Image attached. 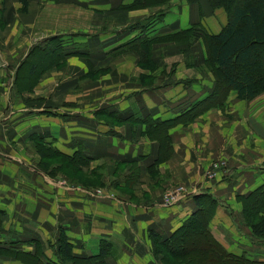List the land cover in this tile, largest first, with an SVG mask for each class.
<instances>
[{"label":"crops","instance_id":"crops-1","mask_svg":"<svg viewBox=\"0 0 264 264\" xmlns=\"http://www.w3.org/2000/svg\"><path fill=\"white\" fill-rule=\"evenodd\" d=\"M202 3L205 5V0H183L175 10L173 19L167 14L164 23L166 30L160 31V34L164 36L186 30L187 37L178 41L180 45L175 43L173 48L162 44L153 49L152 58L161 53L164 57H170L168 61L173 59L175 63H172L171 69L158 71L156 82L140 81L139 72L136 79L133 78L130 74L136 66L133 53L122 52L123 54L114 56L112 47L109 50L108 45L99 46V51H87L89 58L86 55H71L62 68L50 69L40 84L44 86L53 83L52 91L50 95H45V100L50 105L59 102L61 111L54 115H41L34 112L35 109L29 111L23 102L24 108H19L14 78L17 68L35 44V25L43 9L54 6L55 9L63 10L69 6L75 10L89 9L94 13L92 24L99 26L100 32L91 29V35L85 36L88 39L83 36L73 38L77 44L83 43L91 48L95 42L109 43L116 40L115 34L126 28L125 25L129 22L145 18L148 15L145 14L147 9H130L121 19L116 18L115 0H0V210L13 218L12 222L15 223L12 229L16 236L12 239V245L14 249L19 248L22 253H26V259L33 261L34 252V247L29 242L31 237L25 236L32 233L34 228L29 204L38 199H31L29 192L24 189L9 193L7 181L13 176H7L6 170L18 169L20 165L34 171H37L35 168H40L27 160V155L20 154V145L28 146L30 134L38 133L46 143L67 155H72L83 147L91 155L93 164L106 161L111 166H124V176L113 183H117L114 185L116 187L124 188L115 202L134 206L139 211L138 218H143L142 213L149 218L147 224L140 222L142 228L137 229L130 225L124 211L119 214L117 208L102 211L98 216H92V213L83 215L82 210H76L75 219L72 220L73 227L66 229L68 236L71 233L75 235L73 246L76 256L86 259L93 257L98 253L95 251L96 243H101V237H108L111 240L98 248L99 251L105 249V256L101 257L102 263L161 264L149 256L147 229L152 227L169 234L198 209L194 198L178 200L170 207L160 206L162 185L185 183L199 191V195L203 196L205 193L212 198L214 208L206 229L214 240L228 254L264 264V240L252 234L250 222L244 212L247 197L257 188L264 189V94L245 101L238 99L236 92L231 91L223 108H210L202 112L186 128L179 122L170 126L167 133L171 148L167 151L163 149L160 162L159 143L146 134L147 120H170L176 117L170 112L171 102H187V99L191 101L200 97L194 88L183 93L182 84L189 83L179 80H198L202 83V92L206 91L207 86L210 87L208 72L194 68L196 65L193 62L190 67L188 63L185 65L179 49L186 45L189 34L193 37L195 32L192 33V28L201 27L204 21L201 16ZM48 13L53 15L56 12ZM220 30L221 28L215 29L214 33ZM138 31L119 40H128ZM71 32L74 31L52 28L50 34L44 37ZM90 64L93 68L106 65L107 71L99 79L90 76L83 80H72L73 75L81 77L82 73L86 75L87 72L94 71ZM67 73L70 78L60 80ZM20 110L24 112L20 113ZM30 143L34 146L31 141ZM220 156L228 161V174L222 179L206 181L203 179L204 169L211 160ZM132 169L136 170L137 175L130 182L129 170ZM152 173L155 175L153 180ZM150 182L155 183L153 196L143 201L151 199L150 203L155 206L146 209L137 205L141 201H133H138L140 196L147 194L143 189ZM17 183L18 177L15 184ZM138 186L140 190L137 192ZM42 211L44 210H41L44 217ZM47 212L50 213L49 209ZM47 230L50 231V228ZM144 245L147 248L143 255ZM0 264L32 263L0 255Z\"/></svg>","mask_w":264,"mask_h":264},{"label":"rangeland","instance_id":"rangeland-1","mask_svg":"<svg viewBox=\"0 0 264 264\" xmlns=\"http://www.w3.org/2000/svg\"><path fill=\"white\" fill-rule=\"evenodd\" d=\"M116 6V18H123L124 13L130 11V8L126 7V5H131L134 3H137L141 0H115ZM183 0H166L163 3H151L149 5H139L136 9H147L145 14H148L145 18L137 19L135 21H132L131 23H144L145 26H142V29L138 32L144 33V35L141 36H147L150 39L154 38H162L165 37L166 39H173V40H165V41H155L151 44V47L149 48V52L147 55H144V57L140 59V55L138 50L136 49H125L123 51H119V49H116L117 46L121 44L128 43L131 41L128 40H119L120 38L125 36H129L131 33L136 32V29H131L130 22L128 25H125L126 28H123L122 30H116L115 39L113 41H109V43L106 42H95L91 46H84L83 43L77 44L74 37L83 36L85 39V36H90L91 32L96 29L97 32H100V27L92 24L93 22V15L89 9L83 8L82 10H75L74 7H67L65 9H55L54 6L49 7L47 6L44 11L41 12L39 19L35 25L34 30V39L36 38L35 44L36 49L32 51L31 58L26 60L25 65L23 66V69L20 74V81H30L29 78L32 79L30 82L34 81V77L38 73L37 80L34 84V87L32 90L21 91L18 92V99H19V108H24L21 102L25 104V106H28L27 109L31 111L32 109L34 112L41 114V115H50L51 112L58 113L61 111V108L59 107L60 103L56 102L55 104L50 105L47 103V100H45V95H50L49 93L52 91L53 83L51 85H44L42 86L40 83L45 78L46 74L50 72V69H60L63 66L66 65L67 59H65V62L62 64H59V60H55V54L59 51L56 50L55 47V40L50 39L54 36H58L55 34L50 35L49 37L45 38L44 36L47 34H50V31L52 28L55 29H63L65 28L67 31H74L71 33L61 34L58 36L60 39L56 45L60 46L63 50H83V52H87L90 49L99 51L101 50L99 46H106L108 45L109 50H112L114 52V56L120 55L123 53H133L135 57V67L132 69L131 75H133V78L136 79V74L138 73V79L140 81H147V83L156 82L157 80V72L162 69H171L173 59L171 61H168V58L170 57H164L159 53L157 57H151L153 54V49H157L159 47H156L157 45L162 46V44H168L169 46H173L175 43L180 45L178 42L179 40L185 39L187 36H181L182 38L175 40L177 37L173 32L167 33L166 35L160 34V31H164V23L165 18L169 15L171 19H173L174 15H176L175 10H177L178 5ZM227 2L232 5L234 2L233 0H227ZM229 5V6H230ZM201 16L204 18V21L201 24V29L204 31L205 35L202 33V35L196 33L195 36L191 37L189 34L188 40L185 42L186 45L180 47L181 56L184 60V64H189L193 62L194 68H201V70H204L205 72H208V76H210V87H206V91L202 92L201 84L198 82V80L192 81V78H182L183 80H179L181 82L188 81L189 85L182 84V92L185 93L186 91L192 90L194 88L196 92H198L199 98H194L193 100H201L210 98L211 104L220 103L218 99L222 95V87L220 86L219 82L217 81V78L214 74L211 64L208 63V49H207V41L205 36H208L209 34H215V29H220L224 27L227 24L228 21V12L227 10L222 7H212L208 4V2L205 0V5L202 3L201 5ZM56 12L53 15H50L48 12ZM101 14V12H99ZM168 14V15H167ZM143 20V21H142ZM207 20V21H205ZM138 23V24H140ZM131 29V30H127ZM144 29V30H143ZM197 30V29H196ZM78 31V32H77ZM140 33H136L138 37ZM218 33V32H217ZM135 34V35H136ZM139 38V37H138ZM38 39V40H37ZM49 43V44H48ZM82 44V45H80ZM97 44V45H96ZM98 46V47H97ZM112 47V49H111ZM53 48V49H52ZM173 48V47H172ZM31 49V48H30ZM51 51H49V50ZM30 51V50H29ZM43 51V52H42ZM122 53V54H123ZM113 60V59H112ZM114 61V60H113ZM176 61V60H175ZM51 66L47 68L46 70L40 71V69L43 66L49 65ZM53 64H57L53 65ZM64 64V65H63ZM105 64H107V61H105ZM175 64V63H173ZM21 65V64H20ZM19 65V67H20ZM63 65V66H62ZM18 67V68H19ZM90 67L94 71H89L86 73H82L81 77H76L73 75L71 76L72 80L73 78L76 79H87L90 76L96 79H99L101 75H104V73L107 71L106 65L103 67L93 68V65L90 64ZM18 68L16 72L18 71ZM110 68V67H109ZM30 70H33L34 72H30ZM236 73V72H235ZM258 79L261 80L262 77H264V68L258 69L254 72ZM202 75V74H201ZM70 75L67 73L66 75H62V79H65L66 77H69ZM262 76V77H261ZM203 77V75H202ZM205 79V78H203ZM202 79V80H203ZM57 80V79H56ZM55 80V81H56ZM59 80V81H60ZM201 80V79H200ZM86 81V80H85ZM160 81V80H159ZM157 81V82H159ZM81 82L80 80L78 81ZM23 85V84H22ZM27 85V84H26ZM21 86V84H20ZM195 86H198V88H195ZM22 88V86H21ZM119 90L122 89V87H117ZM235 91V90H231ZM225 97L228 99L229 94ZM214 92V94H212ZM202 93H204L202 95ZM53 94V92H52ZM264 94L263 92L257 93L255 96L251 98H245L242 100L249 101L255 99L258 95ZM238 99H240L238 96H236ZM53 100V99H52ZM187 102L179 101V102H171V114L176 117H180V114L186 110L187 107H192V101L190 99H187ZM241 100V99H240ZM224 100H222L223 102ZM226 100L219 106H212V108H223L225 106ZM22 105V106H21ZM24 111L20 110V113ZM176 112V114H175ZM169 113V112H168ZM202 114V113H201ZM199 114V115H201ZM199 115L190 121L184 123L180 122L179 124L186 128L188 125H190L192 122H194ZM175 117V118H176ZM146 135V134H145ZM31 136V134H30ZM29 136V145L28 146H21L20 145V154L21 155H27V160L34 163L35 165H38L40 168H35L37 171H34L33 169H27L25 167H20L18 169L14 170H6L7 176H13L10 178L7 182L9 185L8 192H19L20 190L24 189L25 191L29 192L30 198H36L38 199L35 202H30L29 204V212L32 215V222H33V232L25 235L29 237H33V239H30L29 242L32 243L34 247V253L35 257L37 256V242H39V246L42 250L41 253L38 254L39 259L42 261L47 260L46 264H72L70 261H64L65 258L60 259L58 255V246L59 242L62 240L63 234L66 235V238L72 245V253H74V246H73V240H75V235L73 233L68 236L66 229H71L74 225L73 219H75L76 216V210H82L83 212L81 214H90L92 213V216H98L102 213V211H107L108 209H118V213L121 214V212L124 211V213L127 215V219L130 222V225L136 226L137 229L142 228V225L140 222H145L147 224V221L149 218L146 217L145 213H142L143 218H138V212L134 209V206H127L118 204L115 202L118 196H121V194L124 192L123 187H116L113 184L117 180H121L124 176L123 170L124 166H111L106 161H101L96 164L92 163V160L85 166V169L79 168L77 163L75 162H67L65 158H62L60 156L54 157V153L49 151L50 145L45 144L44 150H46L47 155L43 156L42 154L38 153V149L35 146H31L30 141L33 142L32 139H30ZM147 136H149L147 134ZM150 137V136H149ZM130 138V137H129ZM38 139V138H36ZM29 148V151L27 152V149ZM32 150V151H31ZM41 150V149H40ZM33 152V153H32ZM129 174L128 180L132 182L136 178V170L132 171ZM128 172V173H129ZM229 172V165L228 161L220 156L210 161L208 166L203 171V179L206 181H212V180H218L225 177ZM14 173L13 175H11ZM154 174L152 173V180L154 179ZM16 177L19 179V183H16ZM108 179H110L108 181ZM4 187H6V181L3 182ZM113 184V186H111ZM158 184V183H157ZM155 188V183L150 182L149 186L145 189H143L144 192H147L145 196H137L139 197L138 201L133 202H140L137 205H142V207L149 209L150 207L155 206L154 204L150 203V200L143 201L145 199L151 198L153 196V191ZM163 191L161 194V201H159L160 206L163 207H170L174 202H177L181 199H188V198H199V191L193 188V186H188L185 183H173V185L169 186L166 184L165 186L162 185ZM140 190V186L137 187V192ZM4 192V190L2 191ZM31 192H33L31 194ZM130 192L129 190L127 191ZM133 193V191H132ZM201 194V193H200ZM39 197V198H38ZM134 199V198H131ZM198 207V206H197ZM47 209H49L50 213L47 212ZM7 210L10 211V208L7 206ZM41 210H44V217H42ZM198 210V209H197ZM196 210V211H197ZM194 211L187 220L194 215L196 212ZM145 212V211H144ZM80 216V214L78 213ZM150 216V215H149ZM44 218V224H42V219ZM91 218V217H89ZM110 219V217H108ZM12 217L9 215V213L4 212L2 215H0V245H7L6 249L12 250L14 249L12 245V239L16 236L14 234L12 226L15 222H12ZM113 218L111 219V221ZM186 220V221H187ZM185 221V222H186ZM86 223V220H84ZM92 222L94 223V218H92ZM183 222L182 225L185 223ZM198 224V222H196ZM87 224V223H86ZM47 228H50V231L47 230ZM150 230L154 233L160 235L164 234L159 231H157L154 228L147 229V240H148V250H149V256L153 259V261H156V263L160 262L161 264H171L169 263V258H167V262L164 259V254L166 252L163 251L162 246H158L154 242V236H150ZM198 229L196 226L194 228H190L189 230H184L183 232V249L186 251L184 258H180V260L176 264H207L208 261H211L213 257H208V254H205V257H202L200 254L197 257H191L192 254H194V250H192L191 243H194L199 245L200 247L205 246V242L202 239V236L198 233ZM22 235V233H19ZM120 236V235H116ZM101 243H96L95 245V251H99V246H105V243L107 244L108 240H111L108 237H101ZM99 239V240H100ZM190 240V241H189ZM75 245V244H74ZM208 245V244H207ZM57 246V248H55ZM209 246V245H208ZM146 245L143 246V255L146 251ZM182 248V246H181ZM50 250V251H48ZM105 250V249H103ZM48 251V252H47ZM94 251V253H95ZM97 253V254H98ZM148 253V251L146 252ZM12 254V253H11ZM95 254L93 257L97 256ZM76 255V254H75ZM190 255V256H189ZM6 256V258H10L9 255H2ZM199 259V260H198ZM201 259V260H200ZM64 261V262H63ZM164 262V263H163ZM102 262L100 260L97 261H91V262H83V264H101ZM104 264V263H103Z\"/></svg>","mask_w":264,"mask_h":264},{"label":"trees","instance_id":"trees-1","mask_svg":"<svg viewBox=\"0 0 264 264\" xmlns=\"http://www.w3.org/2000/svg\"><path fill=\"white\" fill-rule=\"evenodd\" d=\"M166 0H141L137 3L126 5V7L133 9L139 5H149L151 3H163ZM195 0H188V2H194ZM209 5L212 7H224L228 12V21L227 24L221 28V30L216 34H209L205 36L208 49V65L211 64V71L214 72L217 81L222 87V95L218 99L220 103L226 100V96L231 90H235L237 96L240 99L251 98L255 96L257 93L264 91V77L262 79H258L256 75H254L255 71L258 69L264 68V0H233L234 2L230 5L227 0H206ZM230 5V6H229ZM143 21V20H142ZM140 23V22H138ZM131 23V29H142V26H145L144 23ZM127 29V30H131ZM197 29V30H196ZM144 30V29H143ZM186 30H182L175 33L177 37L175 40L182 38L181 36H187ZM194 36L196 33L205 35L204 31L199 26H194L192 28V33ZM140 33V32H139ZM144 33L139 34V38L134 35L128 43L121 44L116 47L119 51H123L125 49H136L139 52L140 59L144 55H147L149 52V48L151 44L155 41H165L167 40L165 37L162 38H154L153 40L148 38L147 36H141ZM55 40L56 50H59L56 54L55 60H59V64L65 62V59L71 55H86L89 58L87 52H83V50H63L60 46L56 45L60 40L58 36H54L50 39ZM173 40V39H168ZM49 44V43H48ZM36 49V45L31 47L28 55L21 62L18 71L16 72L14 78V84L18 90L21 91H29L32 90L34 84L37 80L38 73L34 77V81L30 82L32 79L27 81H20V74L23 69V66L26 63L27 59L31 58V53ZM53 49V48H52ZM49 50V49H48ZM51 51V50H49ZM43 52V51H42ZM114 53V52H113ZM58 66L57 64H53ZM64 65V64H63ZM62 65V66H63ZM51 64L43 66L40 71L46 70L49 68ZM60 67V66H58ZM34 72L30 70L29 74ZM236 72V73H235ZM22 88H21V86ZM23 84V85H22ZM27 84V85H26ZM214 94V92L212 93ZM211 99H201L192 101V107H187L184 112L180 114V117H176L170 120H147L146 125V134L150 136L151 139L156 140L158 145V161H162L161 152L163 154V149L165 151L169 150L171 147L169 145V135L167 133V129L176 124L177 122H188L191 119L197 117L202 112L212 108V106H219L220 103L211 104ZM222 100H224L222 102ZM50 114L54 115L55 113L51 112ZM145 123V122H144ZM38 138V139H36ZM30 139L33 140L34 146L38 149V153L45 156L46 150H44V145L48 144L44 141V138L38 133H33L30 136ZM49 145V144H48ZM41 149V150H40ZM49 151L54 153V157L60 156L65 158L67 162H75L77 163L79 168L85 169V166L92 160L90 154L87 153L85 148L78 149L72 155H67L63 152H60L57 148L50 145ZM156 161V160H155ZM154 164V163H153ZM135 171V169H132ZM204 195H200L199 198L195 197V203L198 206V210L194 213L192 217H190L183 225H181L175 231L169 234H156L150 230V236H154V242L158 246H162L163 251L166 252L164 254V259L167 262V258H169V263L176 264L180 258H184L185 252L183 249L184 242L183 240V232L184 230H189L191 227L198 229V233L202 236V239L205 242V246L200 247L199 245L191 243L192 250H194V254L191 257H197V254L205 257V254H208V257H213L211 261H208L207 264H263L262 262L256 261H248L246 259L240 258L238 256L228 254L226 250L210 235L208 230L206 229V224L210 219V213L213 210V204L211 203V197L208 194L203 193ZM203 197V199H202ZM244 212L246 213V217L250 222V226L252 229V234L255 237L264 240V189L263 187L257 188L254 190L244 201ZM4 211L0 210V215H2ZM198 222V224L196 223ZM33 239V237L31 238ZM190 241V240H189ZM59 246L55 248L58 249V255L60 259L63 258L64 261H70L72 264H83V262H91L100 260L101 257L105 256V251L100 250V252L95 257H89L88 259L84 257L76 256L72 253V245L66 238V235L63 234L61 242H59ZM209 246H208V245ZM37 253H41L42 250L39 246V242L36 244ZM182 246V248H181ZM7 245H0V255H9L11 257H15L22 260H28L29 263L32 264H46L49 262L42 261L39 259L38 254L35 257V253L33 252V261L28 258L26 259V253H22V250L18 249H6ZM12 253V254H11ZM30 257V253L28 254ZM190 256V255H189ZM199 260V259H198ZM201 260V259H200ZM63 261V262H64ZM102 262V261H101ZM164 263V262H163ZM103 264V263H101Z\"/></svg>","mask_w":264,"mask_h":264}]
</instances>
